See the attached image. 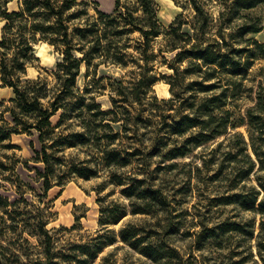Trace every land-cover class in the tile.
<instances>
[{
    "label": "rangeland",
    "instance_id": "rangeland-1",
    "mask_svg": "<svg viewBox=\"0 0 264 264\" xmlns=\"http://www.w3.org/2000/svg\"><path fill=\"white\" fill-rule=\"evenodd\" d=\"M98 1L104 10L112 6L111 0ZM154 1L158 5L157 16L163 26H168L178 15L186 20L194 16L187 0ZM120 3L136 5L135 0H120ZM224 6V0L205 3V8L216 18L213 30L220 21L217 18L219 10ZM6 7L8 11L17 9L16 0L9 1ZM97 10L99 6L93 0H85L83 4L74 5L65 12L69 15L66 23L73 43L78 40L76 28L97 18ZM140 13L138 11L136 15ZM240 14L259 18L262 29L258 33L245 35L234 44L236 47L250 46L251 53L241 54L242 62L247 63L246 73L222 75L224 80L233 83H230L228 91V104L222 106L221 111L229 110L236 126L229 127L227 133L214 140L192 147L182 157L167 160L158 155L152 157L148 170L153 171L152 181L164 194V203L156 213L130 212V201L122 195L121 186L110 182L115 166L105 165L94 146L75 143V146L56 151L52 161L56 164V174L64 172L61 179L63 184L59 185L52 179V186L45 195L38 173L43 165L35 153L40 151L37 132L32 130L31 133L13 134L9 140L10 146H0V197L3 200L0 202V264H27L38 258L44 259L40 227L36 226L40 221L43 222V230H47L52 237V259L61 264H79L77 259L85 258L80 246L88 248L99 234L109 236L110 240L100 248L95 258H87L85 264H264V208L259 206V201L264 200V107L256 108L259 92L264 99V53L246 41L253 38L264 44V3L241 10ZM3 24L4 21L0 20V36ZM164 39L160 34L152 40L149 53L154 56L149 62L153 63V69L148 74L155 79L146 91V98L154 104L152 96L158 100L172 97L168 75H173V91L179 97L169 103H159L160 109H156L151 122L144 127L148 133L142 136L147 148L160 144L162 152L181 144L188 135L179 136L170 131L168 125L172 116L188 112L186 104L194 100V95L196 101L205 96L190 84L191 80L201 78L195 71L174 74L170 64L177 65L173 60L177 50H165ZM139 40L138 31L123 35L121 42L130 44L128 54L138 58L129 56L126 66L96 64V59L88 66L81 63L76 86L85 96L93 95L101 109L112 108V98L119 100L118 104L122 102L123 95L117 91L120 88L118 81L129 87L131 81L138 78V64L142 63L136 50ZM62 49L61 44L51 45L47 41L37 40L33 44L36 58L27 63L22 80L40 76L48 87H52ZM75 54L81 56L77 51ZM162 56L166 58L165 61ZM219 90L215 88L214 92ZM12 96L11 88L0 81V102H3L0 110L11 105L9 99ZM135 100L130 108L132 113L141 110L140 99L137 97ZM249 109L254 114L251 121L247 113ZM75 114L66 118L60 127L55 126L59 113L52 116L54 133L51 134L80 132L79 118ZM114 126L117 128V125ZM191 130L195 131L196 128ZM241 138L248 144L246 152L254 162L252 172L244 177L242 174L248 166L247 159L243 153L236 152L241 146ZM125 142L127 140L123 137L122 143ZM253 148L260 154L259 158ZM74 166L98 168L97 176L85 179L69 170ZM136 166L137 162L132 161L116 170L128 174L134 172ZM235 192L244 195L246 200L256 196L254 207L227 202L228 196ZM111 203L123 205L126 214L118 222L103 227L98 221L100 207ZM232 222L238 223L240 230H222L223 224ZM127 223L139 226L143 235H154L156 240L168 244L175 249L176 255L154 262L140 254L119 237L120 227Z\"/></svg>",
    "mask_w": 264,
    "mask_h": 264
},
{
    "label": "trees",
    "instance_id": "trees-1",
    "mask_svg": "<svg viewBox=\"0 0 264 264\" xmlns=\"http://www.w3.org/2000/svg\"><path fill=\"white\" fill-rule=\"evenodd\" d=\"M9 1L11 0H0V20L4 21L0 36V81L2 85L11 88L13 96L9 99L11 105L0 110V146H10L9 140L13 134L31 133L32 130L37 132L40 151L35 153L43 165L42 170L38 171L43 195L51 188L52 179L59 185L63 184L61 179L64 172L56 174V164L52 161L56 151L75 146V143L90 145L98 150L101 154L100 160L105 165L115 166L110 175V182L121 186L122 195L130 201V212L154 214L161 209L164 194L152 181L153 171L148 170L152 157L158 155L165 160L182 157L192 147L214 140L227 133L229 127L236 126L231 120L230 111H221V107L228 104V91L230 83H233L224 80L222 75L246 73L247 63L242 62L241 54L251 53L250 46L236 47L234 44L247 34L260 32L262 24L259 18L242 16L240 11L264 3V0H224L225 6L219 10L217 18L220 21L215 30L213 25L216 18L205 8V3L211 0H187L194 16L186 20L178 15L168 26L160 23L157 16L158 5L154 0H135V6L121 5L120 0H114L110 12L99 9L97 18H92L76 28L79 34L75 43L66 23L69 15L65 12L74 5L83 4L85 0H16L17 9L8 11L6 5ZM138 11L141 13L136 15ZM238 18L241 19L236 23ZM132 31H138L140 34V40L136 44V50L142 60V63L138 64L139 76L131 81L129 87L118 81L120 88L117 91L123 95L122 102L118 104L119 100L112 98V108L101 109L93 95L85 96L76 86L80 65L84 62L88 66L96 59V64L126 66L129 56L138 60L134 55L128 54L130 44L121 42L123 35ZM160 34H163L166 41L165 50H177L173 59L177 65L170 64L174 74H190L195 71L201 78L191 80L190 84L196 87V91L205 94L197 101L194 95V100L186 104L188 112L171 115L168 125L170 131L179 136L186 133L188 135L182 139L181 144L166 148L164 152L161 151L160 144L147 148L142 138L148 133L144 127L151 122L152 114L156 109H160L159 103H169L179 97V94L173 91V75H168L172 97L158 100L156 96H152L154 104L146 98V91L155 79L152 74H148V71L153 69V63L149 61L154 56L149 50L152 48V40ZM37 40L63 46L62 58L56 64V80L52 87H48L47 82L40 76L24 81L21 78L25 74L27 63L36 58L33 54V44ZM246 41H250L264 53V44L253 38ZM76 51L81 56H77ZM165 59L162 58L163 61ZM215 88H220L219 92H214ZM137 97L141 102V110L132 113L130 108ZM257 97L256 108L264 107L261 92ZM0 105H3V102H0ZM142 111H145V114H142ZM74 112L79 118V126L82 129L80 132L63 134V131H60L56 135L51 134L54 133L52 116L59 113L55 126L60 127ZM247 113L251 121L254 117L252 110L249 109ZM162 117L166 118L167 115ZM114 125H117V128ZM193 128L196 130L192 131ZM123 137L127 142L122 143ZM240 141L241 146L236 152L243 153L248 164L242 174L244 177L252 172L254 162L246 152L248 144L242 138ZM253 152L259 158L260 154L256 148H253ZM132 161L137 162L134 172L122 174L116 170ZM69 170L88 179L97 176L98 168L74 166ZM255 200L256 196L246 200L244 195L238 192L227 198V202H238L247 208L254 207ZM1 201L3 200L0 197ZM259 206L264 208V200L259 201ZM125 214L123 205H103L100 207L98 221L106 227L110 223L118 222ZM42 223L40 221L36 226L40 227L44 259L38 258L27 264H61L52 259V237L47 230H43ZM222 230L238 231L240 225L236 222L223 224ZM141 231L139 226L127 223L120 227L119 237L125 244L154 262L176 255L174 248L156 240L154 235H143ZM108 240L109 236L99 234L88 248L80 246L85 258L77 259V262L85 264L87 258H95Z\"/></svg>",
    "mask_w": 264,
    "mask_h": 264
},
{
    "label": "crops",
    "instance_id": "crops-1",
    "mask_svg": "<svg viewBox=\"0 0 264 264\" xmlns=\"http://www.w3.org/2000/svg\"><path fill=\"white\" fill-rule=\"evenodd\" d=\"M93 1L99 6V9L101 11H103V12H110L112 10V8H113V5H114V0H111L112 1V6L109 9L104 10V9L101 8L100 3H99L98 0H93Z\"/></svg>",
    "mask_w": 264,
    "mask_h": 264
}]
</instances>
